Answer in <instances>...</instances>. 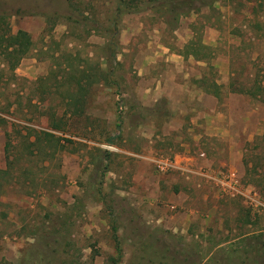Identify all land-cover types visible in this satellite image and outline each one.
<instances>
[{"label": "rangeland", "instance_id": "374dc122", "mask_svg": "<svg viewBox=\"0 0 264 264\" xmlns=\"http://www.w3.org/2000/svg\"><path fill=\"white\" fill-rule=\"evenodd\" d=\"M73 4L0 0V25L33 43L18 62L0 50V169L9 171L0 264H111L118 248L119 264L254 259L243 247L264 232V95L230 97L227 85L233 75L248 87L264 79V7L218 0L178 23L165 11L124 14L112 61L105 27L115 1ZM207 38L213 69L179 58L142 73L140 55L158 42L177 51ZM198 72L225 85L214 111L196 94ZM83 73L86 102L76 108L69 91ZM181 82L193 92L180 96ZM103 149L112 154L99 169ZM231 168L234 188L224 183Z\"/></svg>", "mask_w": 264, "mask_h": 264}, {"label": "trees", "instance_id": "16d2710c", "mask_svg": "<svg viewBox=\"0 0 264 264\" xmlns=\"http://www.w3.org/2000/svg\"><path fill=\"white\" fill-rule=\"evenodd\" d=\"M115 1V10L112 13V17L109 19V24L105 27L106 31L109 33L110 41L105 48L108 51V56L112 58V61L117 58L118 53V33L120 20L122 15L131 14L135 12L145 11V10H156V11H165L168 13V18L170 20L178 23L180 18L189 15L193 12H198L204 6L211 7L218 0H114ZM71 5L74 6L73 0H70ZM258 6L264 7V0H256ZM6 18L4 15H0V24L2 20ZM168 23H170L168 21ZM32 40L25 30H19L17 33L13 34L10 32L8 26L4 27L0 25V50L6 60H11L13 62L20 61L23 57L29 54L32 49ZM189 52L200 57H212L214 48L208 45H204L202 39L191 40L188 44ZM210 68L213 69V66L210 65ZM99 74L104 78L107 83H110V77L107 73L100 71ZM85 73L78 77H74L72 83L77 87L78 92L69 91V98L73 99L76 103V108L84 105L86 102V97H84L85 87L83 85L84 78L90 79L89 76L85 77ZM98 81V80H97ZM202 83L206 84V89L214 92L218 97L222 96L221 88L223 85H220L216 82L209 83L207 78L201 79ZM228 89L231 92L243 93L259 98V96L264 95V79H255L250 87L246 83L238 81L235 75L232 76V80L228 84ZM75 94V95H74ZM72 97V98H71ZM264 99V98H263ZM54 130H59V125L54 126ZM46 139L48 137L55 136L53 133L44 132ZM49 141V139H48ZM101 155L96 157V163L98 168L101 169L105 167V164H108V160L111 157V151L107 149L101 150ZM98 169V170H99ZM107 170V169H106ZM9 173V171H8ZM7 170L0 169V186H3V181L9 179L6 175H9ZM7 178V179H6ZM245 250H253L256 254V257L251 261H242L244 264H264V232L259 233L254 242L246 241ZM122 256L121 249L118 248L117 257L110 258L111 264H119V260ZM113 261V263H112ZM251 262V263H249ZM231 264V263H228Z\"/></svg>", "mask_w": 264, "mask_h": 264}, {"label": "crops", "instance_id": "0c3cea01", "mask_svg": "<svg viewBox=\"0 0 264 264\" xmlns=\"http://www.w3.org/2000/svg\"><path fill=\"white\" fill-rule=\"evenodd\" d=\"M207 32L210 33L208 30H207ZM190 42H191V40L188 43L182 44L180 46V49L177 51H172L171 47H167L166 45L159 43V42L157 44V47H159L160 49H158V50L157 49H155V50L149 49V50L144 51L143 54L140 55V60L142 61V65H144L142 73L145 74L144 70H146V71L149 70L153 62H155L154 63V65H155V64H158V61H160L166 67L171 66L174 62H176V65L177 64L179 65V63H180L179 58H183L185 60L186 59L189 60L190 58H192L196 62H198V63L202 62L204 64H208V66H210L212 64L216 65V63L212 61L215 58V46H214V45H216L215 44V38L214 39L207 38V39L202 40L204 45H208V46H211L214 48V51H213L214 54L210 58L205 57V56L198 57V56L194 55L193 53L189 52L188 44ZM211 61H212V63H211ZM214 65H212V66H214ZM196 74H198V75H195L194 77H192V78H194V84L196 83L197 85H199L198 86L199 88H197L198 92L196 94L200 96V101L202 102L204 109H206L208 111H214L218 106V102L220 100V97L215 95L214 92H211V91L206 89V87H207L206 84L202 83V81H201L202 78H207L203 72H198ZM163 77H165V76H163V74H161L160 77L149 76V77H147V79L151 80L153 78L154 82H156V81H159V79H161ZM208 81H209V83L214 81L220 85H223L214 79L213 80L208 79ZM160 84H161V82H160ZM224 87H225V85H223V87L221 88V91H222L221 93H223ZM192 88H194L192 85L186 86V83H183V82L177 83V89H178L180 96H184L188 93L191 94L193 92ZM162 90H165V89H162ZM238 94H243V93H236V92L232 93L231 92L230 97H233V96L238 97L239 96ZM171 104L172 103L169 102V105H171ZM181 124L182 123H180L179 126H181ZM167 125H169V124H166L165 126H167ZM200 139L201 138L198 137L197 140H200ZM204 155H205V152H204ZM182 156L186 158V156H184V154H182ZM186 159H188V158H186ZM173 166L178 167V165L176 163H172V167ZM181 168H183V167L181 166ZM230 172L234 175V177L239 179V173L237 172V169L235 170L234 168H231ZM207 173H209V172L207 171ZM206 175L207 176H213V175H209V174H206ZM217 181H218V178H217ZM221 182H223V181H221Z\"/></svg>", "mask_w": 264, "mask_h": 264}, {"label": "built area", "instance_id": "2783aa9c", "mask_svg": "<svg viewBox=\"0 0 264 264\" xmlns=\"http://www.w3.org/2000/svg\"><path fill=\"white\" fill-rule=\"evenodd\" d=\"M225 179H226V185L229 188H234V184L238 181L236 177H234V175L231 172H228L227 174H225ZM223 183V184H224Z\"/></svg>", "mask_w": 264, "mask_h": 264}]
</instances>
